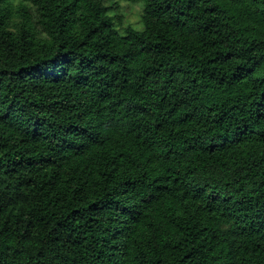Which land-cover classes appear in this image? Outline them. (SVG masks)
<instances>
[{
    "label": "trees",
    "instance_id": "1",
    "mask_svg": "<svg viewBox=\"0 0 264 264\" xmlns=\"http://www.w3.org/2000/svg\"><path fill=\"white\" fill-rule=\"evenodd\" d=\"M126 1L0 0V264H264V0Z\"/></svg>",
    "mask_w": 264,
    "mask_h": 264
},
{
    "label": "rangeland",
    "instance_id": "2",
    "mask_svg": "<svg viewBox=\"0 0 264 264\" xmlns=\"http://www.w3.org/2000/svg\"><path fill=\"white\" fill-rule=\"evenodd\" d=\"M105 5L110 10V15L120 32H124L126 27H133L137 22L136 18L140 17L142 20L143 13L141 14L140 4L129 2L126 0H103ZM34 10V9H33ZM144 11V9H143Z\"/></svg>",
    "mask_w": 264,
    "mask_h": 264
},
{
    "label": "clouds",
    "instance_id": "3",
    "mask_svg": "<svg viewBox=\"0 0 264 264\" xmlns=\"http://www.w3.org/2000/svg\"><path fill=\"white\" fill-rule=\"evenodd\" d=\"M139 7H140V10H141V14H142L143 13V9L145 8V5L143 4V2L140 4ZM136 21L137 22H135L134 26H133V31L138 33V34L142 33L145 30V25L142 22V20L140 19V17H137ZM117 31H119V28H117ZM120 35L124 36V35H126V33L125 32H120Z\"/></svg>",
    "mask_w": 264,
    "mask_h": 264
}]
</instances>
